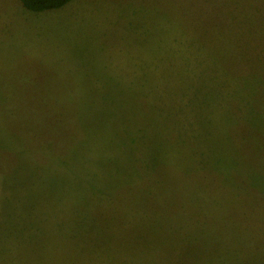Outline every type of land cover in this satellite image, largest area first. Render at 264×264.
I'll return each instance as SVG.
<instances>
[{"label": "rangeland", "instance_id": "1", "mask_svg": "<svg viewBox=\"0 0 264 264\" xmlns=\"http://www.w3.org/2000/svg\"><path fill=\"white\" fill-rule=\"evenodd\" d=\"M261 38L264 0H0V264H264Z\"/></svg>", "mask_w": 264, "mask_h": 264}, {"label": "trees", "instance_id": "2", "mask_svg": "<svg viewBox=\"0 0 264 264\" xmlns=\"http://www.w3.org/2000/svg\"><path fill=\"white\" fill-rule=\"evenodd\" d=\"M23 6L29 10H32V11H44V10H50V9H54V8H59L61 6H63L64 4H66L68 1L70 0H19ZM247 33H243V36L246 35ZM251 35V34H249ZM252 37V36H251ZM262 39V38H261ZM264 40V39H262ZM220 63V65L218 64L217 67H215V70H218V71H222V69H225L224 72L226 73V78L228 81V84L232 81L233 79V75H235L234 73V68L233 66H229V62H230V58H228V56L226 57H221V60L218 61ZM214 63V62H213ZM216 63V62H215ZM215 63H214V66H215ZM223 79H220L219 80V76H218V80L217 82H220L222 81ZM212 86L209 88V90H211ZM199 121V119L197 120ZM197 121L195 122H192V126L193 127H196V124H197ZM189 127V126H188ZM191 128V127H189ZM206 164V163H205ZM220 171L222 172H219V171H213L211 174L212 176H218L219 174H222L223 172L225 173V171L230 174L231 172L229 171L228 172V169H227V165H224L222 166L221 168H219ZM164 172V171H163ZM203 179H206V178H209L207 176V170H205L204 174H203ZM211 176V177H212ZM202 179V178H201ZM154 180V178H153ZM154 182V181H153ZM200 187V186H198ZM193 189V188H192ZM175 191H168V192H163L160 194V203L162 204H165V205H176V202L178 201V199H176V196H175ZM158 201V202H159ZM152 202H154V200L151 201V204H153ZM191 203H193L192 205L194 204H197V202L195 201H191ZM139 206V205H138ZM194 214V213H192ZM193 216V215H192ZM243 227H246V226H243ZM246 229L248 230L249 227H246ZM184 238V237H183ZM178 243H181V247L185 249V244H189V245H194L193 242L189 241V242H186V241H183L181 239L178 240ZM202 245V243H198L197 244V248H200V246ZM196 250V249H195ZM205 254L206 252H202V249L200 250H196V255H195V262H199L200 264L204 262L205 260ZM198 256V257H197ZM196 257H197V260H196ZM178 261H181L180 264H183V261L182 259L178 260ZM212 264V263H211Z\"/></svg>", "mask_w": 264, "mask_h": 264}]
</instances>
